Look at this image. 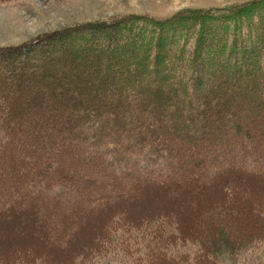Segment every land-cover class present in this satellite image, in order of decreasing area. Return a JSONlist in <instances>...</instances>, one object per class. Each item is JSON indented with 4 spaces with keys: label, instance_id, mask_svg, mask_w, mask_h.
I'll list each match as a JSON object with an SVG mask.
<instances>
[{
    "label": "trees",
    "instance_id": "16d2710c",
    "mask_svg": "<svg viewBox=\"0 0 264 264\" xmlns=\"http://www.w3.org/2000/svg\"><path fill=\"white\" fill-rule=\"evenodd\" d=\"M243 11L235 13L233 19L238 20L240 14H245ZM170 21L118 20L96 28L82 27L45 36L34 41L38 51L28 54L29 60L23 63L19 55H27L24 50L15 54L10 50L0 52V164L5 165V160L9 164V159L17 160V155L11 153L15 146L23 152L29 147V151H33V163L47 162L60 151L55 147L60 141L52 142L61 135L62 139H73V145L67 144L69 149L80 151L87 147L97 153L98 160L104 162L118 182L129 176L162 175L176 165L175 160L169 165L162 160L163 155L172 157L160 127L170 123V132L179 131V138L186 142H200L204 135L211 133L225 140L231 132L234 140H223L221 153L226 154L229 149L239 153V156L236 153L225 156L244 173L264 171V151L256 148L252 140L250 142L252 133L246 132L247 126L249 129L264 115V34L256 32L259 35L256 40L244 39L242 34L240 41L227 37L228 32L218 36L216 33L215 37L214 31L218 28L211 24L203 26L201 22L195 43L187 47L190 38L186 33L192 28L189 20ZM250 30L256 31L252 27ZM217 38L219 47L210 46L209 42ZM246 95L248 101L243 105L238 97ZM181 119L184 121L179 123ZM240 129L244 134L239 133ZM107 142L109 147L100 149ZM152 142L168 146L158 151L159 147L156 149ZM23 160L31 162L26 157ZM2 172L0 214L10 209V201L1 202L6 192L10 193L13 188L2 175L13 177L17 173L14 171L12 175L5 167ZM40 182L44 189L50 187L49 180ZM20 189L26 191L28 187L20 185ZM42 196L47 197L42 188L28 194L27 197L32 198L28 205ZM114 198L118 199L116 202L122 200L116 194ZM249 213L264 218L261 208L256 207ZM212 216L210 212L205 215L207 221L213 222ZM114 220L107 221L106 232L102 230L96 234L93 240L96 245L107 244V234L115 230L121 231L120 237H113L117 238L116 244L128 239L129 243L147 244L138 237L146 233L138 224L126 219ZM219 224L221 226L216 225L218 230L226 226L224 222ZM154 230L155 234L148 235L151 238L148 249L153 246V251L147 253L153 260H159L163 254L159 248L156 252L157 246H173L175 236L159 222L149 229ZM206 239L199 242L205 243ZM56 241L49 244L55 246ZM67 241L68 237L64 242ZM208 241L213 243L214 240L209 238ZM154 243L157 244L154 246ZM89 248L90 251L85 249L87 255L101 256L103 247L97 250L89 245ZM171 258L166 259L168 263L165 264H173ZM178 264L187 262L179 261Z\"/></svg>",
    "mask_w": 264,
    "mask_h": 264
},
{
    "label": "rangeland",
    "instance_id": "374dc122",
    "mask_svg": "<svg viewBox=\"0 0 264 264\" xmlns=\"http://www.w3.org/2000/svg\"><path fill=\"white\" fill-rule=\"evenodd\" d=\"M242 9L245 14L234 20V14ZM180 18L189 20L192 26L186 33L190 38L187 47L195 43L201 22L203 26L211 24L218 28L214 31L215 37L216 33L218 36L228 32L227 37H236L238 41L242 34L244 39L256 40L258 34H264V0H0V52L10 50L15 54L24 50L27 55H19L23 63L29 60L28 54L37 53L34 41L45 36L82 27L96 28L118 20L163 23ZM247 20L251 23H244ZM251 27L256 31L252 32ZM119 30L122 31V27ZM216 41H210L209 45L218 48V38ZM238 99L244 105L248 95ZM260 118L249 129L247 126L246 132L252 133L250 142L252 140L256 148L264 151V115ZM160 127L163 141L170 145H166L167 150L172 152L171 158L163 155L162 160L168 165L175 160V167H169L171 171L162 175L129 176L123 182L113 178L104 162L98 160L97 153L87 147L80 151L69 149L67 144H74L71 138L62 139L57 135L52 143L60 141L59 145L54 143L60 153L56 152L50 160L46 157L47 162L40 164L32 162L33 151H29V147L23 152L15 146L11 153L17 155V160L9 159V164L6 160L5 165L0 164L1 173L3 167L12 171V175L17 172L13 177L2 175L13 188L10 193L6 192L1 202L11 203L10 209L0 214V264L36 261L40 264H165L170 257L173 264L179 261L187 264H264V218L249 213L256 207L264 211V171L244 173L225 156L236 152L229 149L226 154L221 153L224 141L234 140L229 131L228 139L211 133L196 143L179 138V131L171 133L170 123ZM243 132L240 129L239 133ZM108 144L104 143L100 149L108 148ZM151 144L156 149L159 147L158 151L166 148L159 142ZM24 157L31 162L25 163ZM41 161L43 159L38 162ZM161 167L166 169L165 165ZM218 170L224 171L214 174ZM44 179L49 180L47 190L40 182ZM20 185L28 187L29 191H22ZM40 188L47 197L42 196L28 205L29 199L32 200L28 194ZM115 194L122 200L116 202ZM208 212L213 215V222L207 221ZM111 218L138 224L146 231L138 237L147 244L129 243L130 239L116 244L117 238L113 237H120L121 231L115 230L107 234V244L96 245L94 237L98 232H106L105 225ZM156 222L175 236L173 246H157L156 252L159 248L163 254L159 260L150 256L153 246L148 249L151 242L148 235L157 228L149 229ZM220 222L226 226L218 230ZM67 237L68 241L64 242ZM205 237L207 242H199ZM209 238L215 242L210 243ZM53 240H57V245L49 244ZM89 245L97 250L103 247L101 256L87 255L85 249L90 251Z\"/></svg>",
    "mask_w": 264,
    "mask_h": 264
}]
</instances>
